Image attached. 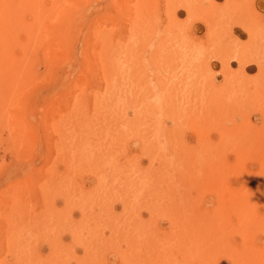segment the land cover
Here are the masks:
<instances>
[{
    "label": "rangeland",
    "instance_id": "obj_1",
    "mask_svg": "<svg viewBox=\"0 0 264 264\" xmlns=\"http://www.w3.org/2000/svg\"><path fill=\"white\" fill-rule=\"evenodd\" d=\"M2 3L20 7L24 29L6 45L17 71L0 74V264H40L58 245L64 264H91L83 250L98 224L81 213L91 206L117 216L120 253L105 257L137 264L148 203L161 247L182 264L206 262L199 213L214 232L215 264H264V44L253 49L248 36L250 26L264 32V0ZM207 19H226L227 58L199 59L214 50ZM200 77L218 90L226 77L241 81L221 109L206 103L216 110L204 119L191 111ZM192 241L199 256L180 255Z\"/></svg>",
    "mask_w": 264,
    "mask_h": 264
},
{
    "label": "bare ground",
    "instance_id": "obj_2",
    "mask_svg": "<svg viewBox=\"0 0 264 264\" xmlns=\"http://www.w3.org/2000/svg\"><path fill=\"white\" fill-rule=\"evenodd\" d=\"M19 9H20V7H11L9 9V7H4V3H2L1 7H0V74H2L3 77L5 75H8V74H14V72L17 71L15 68L17 62H13V61L7 62L6 60H4V58L7 59L10 55L9 50H8L6 45H8V43L10 41H12V42L14 41L15 33L24 29V25L21 22L20 15H19V13H20ZM247 11L251 12L250 10H247ZM213 16L214 15H212V18L215 19ZM224 17L225 16H223V18ZM208 19L210 20V18H208ZM208 19H207V21H208ZM224 20H226V19H224ZM224 20H222L223 24L225 22ZM248 20H249V22H247V23L249 25L250 19H248ZM253 21H255V19H253ZM215 22L216 21L214 20L211 22L212 24H210L208 21L209 25L210 26L212 25V28H211L212 33L210 36L213 39H211V38L210 39L213 42L210 39H209V41L212 42L214 50H211L210 54L207 53L208 51H200L202 56H201V54H198L199 59L210 58V56H212V55H219V54H223V53H225V54L227 53V56H225V54H224V56L227 58L228 54L233 53V51H231V49H233V47H231V45L229 47L228 44H227V47H225V44L223 42L224 40L222 38H220V36H219V34L221 35L223 33V24H221V21L216 22V23ZM215 24L219 28L216 29ZM246 28L248 31L249 27H246ZM227 29H228V27H227ZM216 30H218V32ZM215 32L218 33V35ZM248 33L247 34L249 36V39L252 42L251 48L257 49L264 44V32L261 33L259 30L257 31L255 29H253V27L251 28V26H250ZM228 47H229V49L231 48L230 51H228ZM251 51H252V49H251ZM225 57H223V58H225ZM245 61H247V60H245ZM222 65L226 69V64L224 62L222 63ZM263 69H264V67H263ZM262 74H264V72ZM225 76H227V73L225 74ZM225 76H224V79H225ZM200 78H202L200 80H202L203 82L201 84H198L193 89L192 96H191L192 99H196L198 101L197 104H194L195 106L193 109H191V111L195 112L197 115H200V116H198L199 119H204L205 117H203V116H206V113L209 115L210 112H212V110L215 111L219 106H221L222 103L224 102V100H222V98H224L225 100L228 99L227 97L231 98L232 95L228 96L226 94V92H231V89L227 90V88H228L227 86L232 85L234 87H232V86H230V87L235 88V87H238L241 85V81L238 78L236 80L234 79V81H231L232 79H229L228 77H226V81L224 82L226 85L223 84V86L218 90V89H215L211 86L210 82L207 81V78L206 79L204 78V80H203V77H200ZM198 81H199V79H198ZM2 83H10V82H8L4 78H2ZM255 95H257V94H255ZM255 95H254V97H255ZM225 96H226V98H225ZM219 97H221V98H219ZM254 97L252 98V100H256L255 98L258 96H256L255 98ZM248 98H250V97L248 96ZM207 102H212L214 105L216 104V107H215L216 109H213V104L210 106V108L211 107L212 108L208 109L207 108L208 106L206 105ZM190 107H191V105H190ZM188 108L189 107H187L186 110ZM219 109H221V107H219ZM218 111H220V110H217V112ZM181 112H184V111H181ZM187 112H189V111H187ZM204 112H206V113H204ZM114 114L116 115V113H114ZM219 115H220L219 117L222 118L224 116V111L221 112V114L219 113ZM235 131H236V128L234 126H230V127L223 126V128H222V132L225 135L234 134ZM157 157H158V155L156 153H154V156L150 155V158L152 159V161H154L155 158H157ZM225 164L226 163L220 164V163H212L211 161H209L207 167L211 168L212 170H217L218 168L222 169V170L223 169L226 170L227 168H226ZM212 165L214 167H212ZM167 166H169L173 169V165L170 162H168L166 164V167ZM178 167H180V165H178ZM162 170H160V171H162ZM156 171H159V170H156ZM256 185L258 186L259 189L261 188V186H259L258 183ZM261 189L264 190V187H262ZM171 190H172L171 196L173 197L175 195L176 191L174 189H171ZM181 194L184 195L182 192H181ZM184 197H185V195H184ZM240 200L241 199H238V201H240ZM243 200H241V201H243ZM179 202H184V200L181 198V199H178L176 201V203H179ZM240 202H238V204H240ZM97 206H99V205H97ZM147 207H151L150 209H148V214H149L148 219H142L141 217H139L138 221L139 222L141 221L143 224H145L148 227H150V225H152V226L144 234L145 246H144V249L141 250V256L137 260V264H182L179 260H177V258H176L177 254L166 253L163 250V248L161 247L162 237L158 235V230L154 229V225H153L154 219L156 218L155 213L157 211L152 204L150 205L148 203ZM162 208L163 207L161 206V209ZM81 213L84 215H89V216L93 217L97 221V224H98V229H97L95 236L93 238L90 237L86 242L87 245L84 246L85 250H83V253H84L85 259L89 260L91 264H118L117 260L119 258L118 261L120 263H124L125 258L121 255H114V256L108 255L107 257H105V254L107 252H110V251H112L114 253V250H118L120 253V249L117 248V245L115 243L116 235L118 232V222H117L116 214L113 213L111 217H108L105 215V213L101 209V207L97 208L96 206L95 207L91 206V208H89V209H83V211ZM176 219L180 220V217L176 216ZM176 219H174V222H173L174 227H177V225H178V222ZM209 221L210 220L205 215V213H203V214L199 213V216L197 219H195V222H196V225L198 227H200V229L195 234V237H196V239L202 238L204 240V244L207 246V249L209 250L206 253H202L204 260L207 262V263L205 262V264H215L214 257L218 254V252L214 246V242H215L214 232L211 229H209V223H208ZM151 228H152V230H151ZM100 230H101V232H104L105 230L109 231L110 237L112 239V244L107 243V239L105 238L104 235H102L101 237H98L99 236L98 233ZM76 239L77 238L74 237V240H76ZM192 242H194V243H192ZM192 242L180 249V255L184 254L185 255L184 257H190V255L199 256L198 254L200 253L201 249L197 247V245L195 244V241H192ZM55 245H57V243H55ZM64 250H65V252H68L67 249L58 245V247H56L54 250L52 260L40 261V264H64L65 259L63 260V258L60 255V253H62V251H64ZM70 252H71V255L74 257L73 250H71ZM78 262L81 263L80 258H79V260H77V263ZM224 264H226V262Z\"/></svg>",
    "mask_w": 264,
    "mask_h": 264
},
{
    "label": "clouds",
    "instance_id": "obj_3",
    "mask_svg": "<svg viewBox=\"0 0 264 264\" xmlns=\"http://www.w3.org/2000/svg\"><path fill=\"white\" fill-rule=\"evenodd\" d=\"M228 102H229V103L231 102V98L228 99Z\"/></svg>",
    "mask_w": 264,
    "mask_h": 264
}]
</instances>
